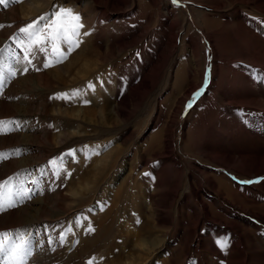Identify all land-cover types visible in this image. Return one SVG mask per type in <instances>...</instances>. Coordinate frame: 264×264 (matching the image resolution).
Wrapping results in <instances>:
<instances>
[{
	"label": "rangeland",
	"instance_id": "obj_1",
	"mask_svg": "<svg viewBox=\"0 0 264 264\" xmlns=\"http://www.w3.org/2000/svg\"><path fill=\"white\" fill-rule=\"evenodd\" d=\"M133 1L138 2L127 0L121 9L107 10L110 18L105 17L102 23L111 26L119 15L136 14L139 9ZM32 2L6 0L0 3V25H3L0 27V50H3L0 51V76L4 79L0 87V121H12L0 127V153L3 154L0 172L4 171L0 182L13 178L0 189L5 207L9 190L12 194L22 189L32 190L28 193L31 199L0 212V231L13 234L19 231L30 242L33 254L28 264H111L120 254L124 258L120 264H264V174L254 175L256 164L249 174L239 162L226 160L227 157L236 160L255 156L258 162L264 157V137L247 130L254 116L264 117V108L252 101L247 105L232 104L229 100L223 101L224 97L219 94L223 91L231 100L261 99L264 97V67L232 58V66L239 64L247 68L254 83L248 85L251 78H242L246 71L239 72L240 76H230L232 70L228 66L224 68L225 73L220 69L219 78L215 79L216 68L219 65L222 68L224 62L221 64L223 60L215 56L210 35L190 11H205L216 24L223 22L219 13L227 14L230 18L227 20H231L239 9V14L254 27L257 22L264 24V13L256 9V3L264 6V0L234 5L223 1L217 12L210 9L211 0H160V6L167 4L171 12L170 15L162 11L161 32L152 36L153 24L149 23L146 31L135 22L129 23L130 29L114 40L129 43L133 36L136 42L115 55L107 54L106 44L102 42L107 39L96 41L104 44V49L94 50L100 52L99 55L94 51L83 54L85 47L90 46L84 29L92 14L89 9H82L83 1L57 0L58 3L52 2L43 11L24 15L23 6ZM61 8L82 13L84 28L80 30L79 39L87 42L71 51L63 62L58 58L68 52V46L61 42L57 45L59 51L53 52V45L47 42L52 32L48 24L56 20L50 14ZM142 8H147L145 2ZM46 15L49 20L40 19ZM189 17L195 27L186 33L184 21H189ZM34 22L37 28L44 29L40 39L45 41L47 52L39 51L35 39L29 47L30 42L19 31ZM214 33L217 32L211 34L220 42ZM190 38L201 50L199 67L193 68V77H197L196 71L202 65L203 77L200 86L180 106V113L168 126L169 134L158 139L161 129L169 122L170 107L175 102L171 95L178 97L174 85L177 71L189 64ZM76 57L80 60H75ZM28 60L32 62L29 64ZM91 61L101 68L91 65ZM163 61L156 78L153 69ZM45 62L52 66L44 67ZM25 67L27 72L23 71ZM89 71L96 73L90 76ZM189 72L192 75V70ZM100 81L104 82L103 86ZM90 82L95 84V91L88 87ZM26 83L32 86L29 88ZM215 84L217 89H212ZM148 85L153 86L147 91L142 89ZM197 91L201 92L198 97L195 96ZM64 93L68 94L67 98L61 95ZM105 104L106 110L103 109ZM120 104L125 116L119 113ZM206 124L210 130L206 129ZM164 140L167 148L163 151ZM186 145L189 146L186 148ZM72 149L77 150L75 158L66 155ZM92 152L99 154L88 158ZM212 153L226 157L225 161L212 159ZM100 159H103L100 170L108 166V173L94 187L88 186L81 177L84 174L88 180L96 179L95 167ZM67 172L72 173L71 177ZM221 176L240 188L231 194L241 202L236 204L218 191ZM164 188L165 193L175 188L168 208L164 205L159 208L166 222L157 229L164 244L154 253H140L135 237L143 219H148L150 199L161 200ZM118 191L124 196L115 202ZM14 199L19 200V197L14 196ZM251 223L257 227L254 229ZM104 227L111 231L108 228L103 231ZM62 236L65 239L62 240Z\"/></svg>",
	"mask_w": 264,
	"mask_h": 264
},
{
	"label": "bare ground",
	"instance_id": "obj_2",
	"mask_svg": "<svg viewBox=\"0 0 264 264\" xmlns=\"http://www.w3.org/2000/svg\"><path fill=\"white\" fill-rule=\"evenodd\" d=\"M54 1H55V3L57 2V0H33L32 3H28L27 6H23L24 7V10L26 11V14H24V15H26V16L33 15V14H35L37 12L43 11L46 8H49L51 6L52 2H54ZM79 1H81V2L83 1V3H84V5L82 6V9H89L91 11L90 13H92L89 16L90 18H88V22L85 20L88 23V25L85 26V29H84V32L86 31L87 33H89L88 35H85V37H86L85 40H88V43L87 42H85V43L81 42L80 45H84V44L87 43L90 46L89 47L88 46L85 47V50L86 51H84L83 54L89 53L90 51H94V50H96L98 48L104 49L103 48V45L106 44L107 54L108 55H110V54L111 55H115V52H117V51H119V52L124 51V50H126V48L131 47L136 42V39L135 38L132 39L133 36H132L131 39H129L130 40L129 43L126 42L127 40H125V41H123V40H120V41L119 40H117V41L114 40V39L117 38V36L122 35L123 33H126L130 29V26H128L129 23L135 22L136 23L135 25H137V26L139 25L140 27H143V29H145L146 31H148L149 28H150V26L148 24L149 23L150 24H153V26H152L153 27L152 30L154 31L152 33V36H153V35L157 34L158 32H161V30H162V27H163L162 26V22H161L162 21V15H163L162 11L163 10L164 11H167L171 15V12L168 10L167 4L164 3L162 6H160V3H161L160 0H138V2L133 1V3H136V7L139 9V11L137 13L135 12L136 14H134L133 16H130V13L123 14V15H119V16H117L118 17V20H117L116 23H113L111 26H107V25H105V23H102V22H104L106 20L105 17L108 16L110 18V16L107 13V10H112V11H115L116 10L117 11V9H121L120 6L121 7H122V5L124 6V4L127 2V0H73V2H77V3H79ZM223 1H229V3L231 5L238 4V3H240V4L241 3L242 4L243 3L246 4V3H250L251 2V0H211L210 4H211L212 7L210 9L213 12H217V10L222 7ZM144 2L146 3V6H147V8H144L145 10L142 8V4ZM256 5H257L256 9H258L259 11H261L260 12L261 14L264 13V6L262 4H257V3H256ZM207 9H209V8H207ZM190 11L195 16L196 22L198 21V24L200 23L202 25L201 27L202 28H205V30L207 31V33L210 35L212 45H214V50H215V53L214 54H215V56L217 58L220 57L219 60H223L221 62V64L224 62V64H223L224 67L222 66V68H221L220 67L221 65H219L218 68H216V72H215L216 73V76H215V79L216 78H219L218 75H219L220 69L223 70L225 67L228 66L229 69L232 70L230 76L233 77V75H234V77H236L237 75H239L238 74L239 72H242L243 73V71H246L245 75L242 78H245V76H248L249 78H251V81H250V83L248 85L253 84L254 83V81H253L254 79L251 76V74L248 73L247 68L246 69L245 68L243 69L242 66H241L242 68L239 67V64H233V66H232L231 59L232 58L237 59V60L240 59V60H244V61L248 62L247 63L248 65H252V66L253 65H258V66L264 67V24L257 22V23H255V26L254 27L252 25H249V20L244 15H240L239 14L240 13V10L239 9H238V11H236V13H234L236 15H234L233 19H231V20H227L229 18L227 16V14L225 15L222 12L219 13L220 16H221V19L223 20V22L215 21V22H218L216 24H214V22L210 20V17L208 15V13H206L205 11H203V12H197L196 10H193V9H190ZM97 12H99V13H97ZM81 14H80V16L82 17ZM217 16H219V15H217ZM104 18H105V20H104ZM125 19L127 20V22H125ZM177 19L178 18H176V20ZM171 23H172V21H171ZM184 25H186L187 26L186 28L188 29L186 33H188L190 31V29L191 30L193 29L191 27H195L194 26V23L190 19V17H189V21L188 20H185L184 21ZM171 26H172V24H171ZM115 27H117V29L119 28L118 31H115L116 29L113 30ZM175 28H176V26H175ZM198 28H200V26ZM195 29L197 30V28H195ZM218 29H220L221 31H216ZM212 32H217V33H214V34H215V36H217V39L220 38L221 44H220V42L217 43V41L215 40L216 38H214V35L211 34ZM199 34H200V32H199ZM152 36H151V38H154L155 39V37H152ZM184 36H186V34ZM103 39H107V41H102L104 44L101 43V42H100V44L96 42V41H100V40H103ZM191 39L192 38H190V40H188L189 41V44L187 43L189 45V48H190V58H189V60H187V62L189 64H184L180 68V70L177 71V76L178 77H177V81L174 84L175 87L178 89L177 96L179 98L178 97H174L173 94L171 95L172 98H175V102L170 107V114L168 115L169 122H168V124L165 125V127L163 129H161L160 133L157 136L158 139L159 138H162V137L164 138V136H166L167 134H169V127L168 126L170 124H172V122L176 119V115L178 116V114L180 113V109H181L180 106H182V104L185 102V100H187L191 96V94L193 93L194 89H197V87L200 86V82H201L202 77H203V75H202L203 65H202V67L200 68L199 71L198 70L196 71L197 77H193V73H194L193 72V68L196 67V69H198V67H199L198 57H199V54H200V51L201 50L199 51L197 42L194 41V40H191ZM82 41H84V40H82ZM154 42H155V40H154ZM173 42L175 44V41H172V43ZM172 46L175 47V45H172ZM245 49H247L248 52L247 51L246 52H243V50H245ZM214 50H213V52H214ZM94 53L98 54L100 52L97 53V51H94ZM166 56H164V57H166ZM74 59L75 60H80V58H77V57L74 58ZM161 59H163V58H161ZM228 62H230V64ZM91 63H92L91 65L98 66L99 69L101 68V67H99V65L93 64L92 61H91ZM163 63H164V61L161 64L157 65V68L155 67L153 69V76L154 77L157 78V74H158L157 71H158V69H160L159 67H161ZM184 67H186V68L184 69ZM98 68H95V69H98ZM225 69H224V73H225ZM191 70H192V75H191V72H189ZM89 72H90V76H92L93 74L96 73L95 71H89ZM87 75H89V73ZM232 77H230V78H232ZM231 82H234V81H231ZM263 82H264V78H263ZM29 85L30 84H27L28 87H29ZM227 85L228 84H226V87H227ZM152 86L153 85L144 86V88L142 87V89H146V91H147V89H150V87H152ZM216 87L217 86L215 84V85H213L212 89H217ZM252 89H254V87ZM219 94L224 97V100L223 101H228L229 100L228 102L229 103H232V104L233 103H236L238 105H243V104H246L247 105V104H250L251 103L250 101H252V103H254V102L256 103L257 102V106L258 107L264 108V97H261V99H258L257 97H255L253 100H251L250 98L248 99L247 97H243V99L237 98V100L236 99H232L231 100V99H227L224 96V92L223 91L222 92H219ZM142 95L143 94H141V96ZM2 102H4V101H2ZM106 107H107V104H105L103 106V109L106 110ZM121 107L122 106L120 104L119 113H120V115L125 116L126 114L122 111V108ZM15 110L18 111L19 109H17L15 107ZM215 112L217 113L216 110H215ZM16 114H19L18 116H20V117H24L25 116V115H23L24 113H16ZM257 117H255V116L253 117L254 118V121L250 124V128H247V130L250 133L259 134V135H261V136L264 137V135H263L264 134V117L262 115H261V117H258V118ZM205 118L207 119L206 116H205ZM203 120H204V118H203ZM207 120H208L207 122H209V118ZM198 121H199V119H198ZM204 122H205V120H204ZM201 123H203V122H201ZM201 123H200V125H201ZM205 126H206V129H209L210 130L211 127L210 128H207V124ZM205 126H204V129H205ZM218 127H219V124H218ZM196 129H198V128H196ZM209 130H208V132H210ZM189 131H191V130H188V132ZM192 131H193V129H192ZM195 132H196V130L194 131V133ZM220 132H221V130H220ZM192 135L193 136H197V135H194V134H192ZM192 135L189 134L190 137H193ZM200 135L201 134H199L198 136H200ZM202 135H205V134H202ZM194 138H196V137H194ZM200 138L201 137L197 138V140L200 139ZM187 139H190V138L188 137ZM205 139H206V137H205ZM193 140H196V139H193ZM261 140H262V138H261ZM196 141H192V142H196ZM153 143H156V142H153ZM162 143H163L162 144V150H163L166 147L165 140ZM193 144H189V145L191 147H196L197 145H200L199 143L197 145H193ZM160 145H161V143L157 147H159ZM189 145H186V148ZM169 147L171 148V146H169ZM198 147L201 149V146H197V148ZM160 150H161V148H160ZM207 152H209V151H207ZM215 154L214 153L211 154V158L212 159L219 160V161H225V158L226 157H224V158L223 157H219L218 155H215ZM200 155L201 154L199 153V156ZM108 156H110V153L106 157H108ZM224 156H226V155H224ZM226 160H228L230 162H233L234 164H235V162L236 163L239 162L238 165L239 164L240 165L242 164L241 165V168H243V170H245L246 173L247 172L249 173L251 171H254L253 170L254 169V165L256 164L257 166H255V168L256 167H258V168L254 171V173H255L254 175L255 176H258V175L264 174V157L261 158L258 162H257L258 159L255 156H253V157H251V156H248V157H238L236 160H233L232 158L231 159H228V157H227ZM102 161H103V159H100V162H99L100 164L97 163L98 165L95 167L96 168V172H97L96 175H95L96 176L95 177L96 179H94L93 181H91V180H88V177L87 176H85L84 174L82 175V177H81L82 180L85 181L88 186L93 185L92 187H94L95 185H97V183H99V181H101L102 178H105V176L107 175V173H108L107 172V169H108L107 167L108 166L106 167V169L100 170L101 169L100 166H101ZM230 164H232V163H230ZM17 168L18 167L14 168V170H16ZM3 173H4V171L3 172H0L1 175H3ZM219 182H220L219 183L220 185L218 187L219 188L218 191L224 192L226 194L228 200H230L232 202H235L237 204V202H239L240 199H235L232 196L234 194H231V193L232 192L234 193V191H236V193H237L240 190V188L238 186H234V184L232 182H230L226 177H223V176L220 177V181ZM161 188H163V187H161ZM137 189H139L138 186H137ZM174 189L175 188L172 189L171 193H165L164 191L166 189L165 188L162 189V191L164 193L162 195L160 194L162 196V199L161 200L158 199V200L155 201L153 199H150L151 200V203L148 205L149 206L148 207L149 208V213H148L149 216H148V219L147 220L143 219V223L140 226V229L137 232L138 234L135 237V238H137V243H138V246L140 247V250H139L140 253H148V252L149 253H154V251H156L157 249H159V247H161L164 244V238H162V236L158 235V230H157V229H160L161 227H163V224L166 223L165 220L162 218L163 216L161 217L160 214H159V210H160L159 208H160L161 205H164L166 208H168L167 205L169 204V202L174 197L173 196L174 193H175V190ZM119 191H118V194L115 197V202H117L116 200H119L121 198V196L123 195ZM139 199H140V197H139ZM139 206H140V209H142V206L140 204H139ZM43 207H44V205H43ZM242 207H244V206H242ZM225 214L227 216V213H225ZM133 220L134 219L132 218V221ZM244 222L245 223H248V221L246 219L244 220ZM251 225H252V227L254 229L257 227L253 223H251ZM106 228H108V227H104L103 228V231L106 230ZM108 229H110V228H108ZM109 231H111V229ZM253 233H254V230H253ZM263 238H264V235H263ZM137 243H135V245ZM135 245H134V247H135ZM238 245H239V243H238ZM138 258H139V260H142L143 259L141 255H139ZM122 260H124V258H123V255L120 254L119 256H117L112 261L111 264H120Z\"/></svg>",
	"mask_w": 264,
	"mask_h": 264
},
{
	"label": "snow or ice",
	"instance_id": "obj_3",
	"mask_svg": "<svg viewBox=\"0 0 264 264\" xmlns=\"http://www.w3.org/2000/svg\"><path fill=\"white\" fill-rule=\"evenodd\" d=\"M6 0H0V3H5ZM176 2V0H174ZM51 16H55L56 20L52 21V23L48 24V28L52 29V32L47 37V42L51 43L53 45L52 51L57 52L59 51V47L57 46L59 43H64L68 46V52L63 53L59 58V62H63V59H66L67 56L73 51L75 48H78L80 46L81 40V29L84 28V24L81 22V16L79 14H76L72 9L69 8H61L59 12L53 11ZM41 20H49V16L46 15L44 17L40 18ZM0 27H3V25H0ZM20 33L24 34V38L27 39L29 43V47H31V41L35 39L36 44L39 46V51L41 52H47L48 49L45 45V41L40 39V33L44 31L42 27L37 28L35 22L28 24L26 27L21 28ZM89 33L85 32L84 35H88ZM17 40H19L21 43H23V39L20 36L16 37ZM3 51V50H0ZM31 60H28L27 63H31ZM44 67H51L52 65L45 62ZM39 70V69H37ZM24 72H27V67L23 68ZM12 75L15 76V72H12ZM4 79L2 76H0V87H3ZM101 86H103V81H100ZM89 88H91L93 91H95V84H92L91 82L88 85ZM80 90H77V93H79ZM63 97L67 98L68 94L64 93L61 94ZM201 95L200 91H197L195 93V96ZM85 103H90L89 101H85ZM189 107H191V103L189 104ZM12 121H0V127H2L5 124H11ZM76 149H72L67 153L66 155L72 156L75 158ZM98 152H92L89 154V157L91 155H98ZM0 158H3V154L0 153ZM72 173L67 172V176L71 177ZM150 175V174H148ZM57 178H59L57 176ZM13 178H9V180L0 182V189L5 188L9 181ZM251 181H242V183H250ZM31 189H22L20 191H17L16 193L12 194L9 190V194L7 196V207H14L16 206L20 201L24 199H31V196L28 195L29 192H31ZM14 196H18L19 200L14 199ZM5 197L3 192H0V212L6 211L7 207H5ZM94 231V229H93ZM61 239H65V237H61ZM51 239L49 240V243H51ZM33 254V248L30 245L29 241H26L24 239V236L17 231L15 234L9 232V231H0V264H28V260L31 258ZM91 264V262H90Z\"/></svg>",
	"mask_w": 264,
	"mask_h": 264
}]
</instances>
